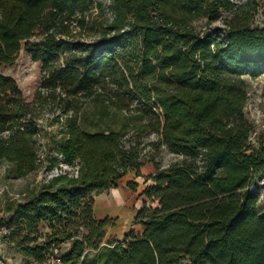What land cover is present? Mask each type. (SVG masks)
<instances>
[{"label": "trees", "instance_id": "1", "mask_svg": "<svg viewBox=\"0 0 264 264\" xmlns=\"http://www.w3.org/2000/svg\"><path fill=\"white\" fill-rule=\"evenodd\" d=\"M101 6L0 0V65L24 45L42 71L30 101L0 72V162L12 178L62 163L77 171L9 202L3 237L39 264L62 240L64 264H264V144L250 141L243 79L264 75L257 4L109 0L111 19L98 20ZM43 119L63 132L45 131L42 144ZM162 146L179 159L160 166ZM147 162L155 172L142 176ZM129 173L144 179L139 229L106 238L111 221L96 217L95 196ZM126 185L135 192L138 182Z\"/></svg>", "mask_w": 264, "mask_h": 264}, {"label": "rangeland", "instance_id": "2", "mask_svg": "<svg viewBox=\"0 0 264 264\" xmlns=\"http://www.w3.org/2000/svg\"><path fill=\"white\" fill-rule=\"evenodd\" d=\"M241 2L245 0H239ZM257 4V14H256V24H264V0H254ZM101 8L104 9V16L98 20L111 19L112 13L109 8V0H102ZM99 9H94V12L97 13ZM97 17V16H93ZM201 25V22H198ZM221 25L220 22H216L213 26ZM98 26V25H97ZM96 35V30L94 32L83 35L84 39H91ZM32 40H35L33 38ZM31 40V41H32ZM0 72L6 76L13 78L19 88L21 89L26 100L30 101L34 94V91L40 84L42 78L41 64L38 61H34L31 55L28 53L26 47L23 45L15 58V60L9 65H0ZM243 79L246 82L247 86V102L244 107L245 116L253 124V130L250 134V141L253 145L258 146L260 143L264 144V75L258 76L256 78H251L249 76H244ZM45 118H48L45 115ZM45 131H53L54 135L59 137L63 132L61 125H52L46 119H43V126L40 127L41 142H44ZM153 135H149L145 141L153 139ZM146 156L153 154V151L146 147ZM156 160L159 162L160 166H167L170 162L179 159V157L172 151L168 150L166 147L162 146L159 152L155 155ZM63 171H68L69 173L75 172L74 166H69L66 164H60L59 167L53 169L52 171H46L44 168H40L37 172L30 174L24 178H12L9 177L6 171V165L4 162H0V227L7 222L5 219H8V212L5 210V206L11 201H21L25 195L30 194L31 191L36 190L42 183L47 180H50L53 176L62 173ZM118 185H121L119 183ZM118 187V186H117ZM127 190L126 195L129 196L132 194L130 187L125 184L123 187ZM114 194V201L116 194L120 190H113V188L108 189ZM141 191V187L136 188V193L138 194ZM256 191L258 192V208L260 213L264 214V177L259 178L256 181ZM105 192V191H103ZM102 192V193H103ZM115 192V193H113ZM121 192V191H120ZM134 192V196H135ZM23 194H25L23 196ZM18 195V197H17ZM23 196V197H22ZM100 200H103L102 195H97ZM133 196V194H132ZM137 196V195H136ZM109 198V197H108ZM136 199V197H135ZM141 197L136 199V202L133 205V209L140 207ZM100 202V201H99ZM121 198L119 201L113 202V208L109 209L101 207L100 204L95 202L94 212L97 215L99 213L101 216L106 210L111 212L112 217H110L111 223L109 225L116 227V221L119 217L113 218V214H116L121 211L123 206ZM109 205V204H108ZM125 205V204H124ZM121 206V207H120ZM120 208V209H119ZM132 211V208H128ZM97 217V216H96ZM100 218V217H99ZM130 218V217H129ZM39 231L43 234L49 232L48 223L42 222L39 227ZM44 237V235L38 236ZM37 237V238H38ZM44 263V262H43ZM0 264H39L37 262H32L29 259L25 258L16 247L9 243L0 233Z\"/></svg>", "mask_w": 264, "mask_h": 264}, {"label": "crops", "instance_id": "3", "mask_svg": "<svg viewBox=\"0 0 264 264\" xmlns=\"http://www.w3.org/2000/svg\"><path fill=\"white\" fill-rule=\"evenodd\" d=\"M154 172H155V168L151 162H147L141 167L142 176H148L150 174H153ZM142 176L134 178L133 174H130V173L126 174L119 182V183H121V185H118V187L113 188V190H120L121 191V192L120 191L118 192L119 194H116L115 201L113 199L115 195L111 193V190L110 191L106 190L105 192L100 193V195H102L101 197H103V200H100V198L98 196H95V202L97 204H100L101 207H104V205H105L106 206L105 208H108V210L113 208V206H112L113 202L117 203L120 198H121L122 202H124L123 206L121 208V211L119 210V212H117L116 214H113V216H114L113 218L119 217L118 221L115 222L116 227L112 226V225L106 226V234H105L106 238L113 236L116 239L121 240L123 238V236L130 229H135V230L139 229L138 225H136L134 223V220H133L134 216H135L136 209H137V208L133 209V205L137 199V198L135 199L137 193L135 192V196H134V192H132L133 196H132V194L127 196L126 195L127 190L123 187H125L126 182L134 180V181L138 182V187H141V189H142L144 187V185H143L144 179ZM128 208H132V211H130ZM99 213H102V211ZM99 213L96 215L98 219H103L105 217H109V218L112 217L111 212L107 211V210L101 216L99 215Z\"/></svg>", "mask_w": 264, "mask_h": 264}, {"label": "built area", "instance_id": "4", "mask_svg": "<svg viewBox=\"0 0 264 264\" xmlns=\"http://www.w3.org/2000/svg\"><path fill=\"white\" fill-rule=\"evenodd\" d=\"M73 176H77V171L72 172ZM58 175V174H57ZM25 194H23L24 196ZM22 196V197H23ZM18 197V195H17ZM7 221V219H5ZM9 229L6 225H2L0 227V233H2V236L8 234ZM38 241L44 242L45 237H38ZM71 242L69 240H62L58 243H51L50 248L47 252V255L44 259L43 264H64L62 261L61 256L64 254V252L70 247Z\"/></svg>", "mask_w": 264, "mask_h": 264}, {"label": "bare ground", "instance_id": "5", "mask_svg": "<svg viewBox=\"0 0 264 264\" xmlns=\"http://www.w3.org/2000/svg\"><path fill=\"white\" fill-rule=\"evenodd\" d=\"M113 193H115V192H113ZM109 202V201H108ZM104 204V203H103ZM121 207V206H120ZM120 209V208H119Z\"/></svg>", "mask_w": 264, "mask_h": 264}]
</instances>
